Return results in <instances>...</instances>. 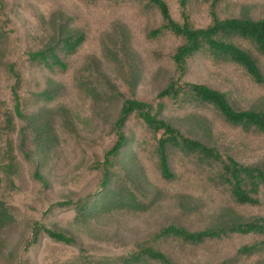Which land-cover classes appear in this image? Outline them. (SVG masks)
Masks as SVG:
<instances>
[{
	"label": "trees",
	"instance_id": "obj_1",
	"mask_svg": "<svg viewBox=\"0 0 264 264\" xmlns=\"http://www.w3.org/2000/svg\"><path fill=\"white\" fill-rule=\"evenodd\" d=\"M22 1L0 0V231L19 221L26 228L8 262L264 264V162H245L230 144L208 141L217 129L200 119L191 118L192 131L162 117L161 102L154 109L136 95L142 71L133 59L122 66L127 94L106 79L107 65L125 53L131 58L126 24L118 27V53L107 38L98 55L73 72L70 65L87 41L97 42L96 31L114 11L136 7L150 24L146 38L170 34L180 41L169 55L173 75L157 98L208 106L232 130L264 136V111L237 109L225 91L186 80L192 62L206 55L237 67L244 91L263 85L264 15L222 17L216 7L224 0H212L207 22L193 26L191 0H85L81 17L89 4L97 12L91 32L61 0H41L33 5L40 11L31 19L36 30L24 44L7 28ZM15 36L14 47H2ZM39 76L42 83L34 82ZM111 101L119 103L116 115L92 137L77 107L108 108ZM142 217L151 226L140 237L131 234L132 221ZM49 250L67 254L50 261Z\"/></svg>",
	"mask_w": 264,
	"mask_h": 264
},
{
	"label": "rangeland",
	"instance_id": "obj_2",
	"mask_svg": "<svg viewBox=\"0 0 264 264\" xmlns=\"http://www.w3.org/2000/svg\"><path fill=\"white\" fill-rule=\"evenodd\" d=\"M16 0H13V4ZM22 1L20 5H13L12 13L7 17V28H12L17 31L18 36L22 35V42H30L28 32H34L36 30L33 18V10H38L33 6L36 2L41 0H26ZM66 11L72 15L80 24L85 22L88 23V28L90 31H94V26H98L96 20V10L92 9L89 4L88 9L84 10V17H81V7L80 3L84 4L85 0H61ZM212 0H191L190 5H188L187 14L189 21L195 25H201L206 23V9L207 5ZM50 5H55L53 0H48ZM210 5V4H209ZM207 6V7H206ZM218 14L222 17L227 16H245V17H258L264 15V0H224L221 4L216 7ZM136 7H129L128 10H118L114 11L112 17L106 21V24L99 26L100 29L96 31V40L87 41L85 48H81L78 54L72 58L71 68L72 72L75 71L81 62L87 60L92 55H98L101 51L102 43L111 41L116 45L117 48H113L114 52L120 50V45L117 40V31L120 25L126 24L130 28L131 39L128 44V50L131 52V58L127 53L122 54L119 58L121 60L118 64L120 65L110 66L107 65L105 69L106 79L111 80L118 89H121L124 94L128 93L127 83L125 80V69L123 65H127L131 62V59L140 66L142 75L139 78L135 86V93L142 100L147 103L152 104L154 109H157L158 104L161 102L163 104L161 115L165 119L169 120L173 124L179 125L182 130L190 129L192 130L191 124L193 121L191 118H197L203 122L208 127H213L217 129L215 134H212L208 141L218 142L222 145L230 144L237 153L238 157L245 160V162H251V164H260L264 162V136L256 133L246 137V134H240L224 123V121L219 117V114L212 110L208 106L203 105H189L186 103L172 102L171 97L157 98L160 90L164 88L166 81L169 79L173 73V65L169 59V55L174 50V48L180 43V41L173 35L165 34L160 38L155 40H150L147 37L146 31L150 28L149 23H144L148 20L144 17V13L138 14L135 11ZM208 10V9H207ZM39 11V10H38ZM40 12V11H39ZM151 13V12H150ZM152 14V13H151ZM154 15V14H153ZM156 17V15H154ZM80 17L82 19H80ZM179 17L176 18V20ZM96 20V24H95ZM154 20V17H153ZM108 29V33L103 37L104 42L100 39L99 35L102 34L103 28ZM18 36L14 39H4L1 43L2 47L6 49L14 47L15 41ZM31 37V36H30ZM108 38L107 41H105ZM236 42H241V40H236ZM203 61H194L188 77L186 80L191 82H201L209 87H214L225 91L227 93V99L229 102L239 108H257V110L264 111V84L257 85L253 88L248 87L247 90H243L244 77L240 73V70L233 66V64H228L225 61L214 63L211 59L207 58L206 55L203 56ZM26 64V63H25ZM264 66V62H260ZM205 65V67L203 66ZM199 67V68H198ZM79 71V70H78ZM60 76H57L58 79ZM44 77H37L34 82L42 83ZM112 104L106 106L92 105L86 103L84 105H79L77 108L81 112V117L84 120L85 131L92 137H96L99 134L103 135L109 125L107 122L112 120L117 113L119 103L110 102ZM107 119V121H106ZM191 123V124H190ZM192 131H195L193 128ZM197 131V130H196ZM247 138V139H246ZM246 139V140H245ZM249 139V140H248ZM244 142L249 144V147L245 146ZM103 142H99L97 146L101 148L104 145ZM100 154V153H99ZM88 173H81L78 178V182H82L86 178ZM20 185L22 188L27 186V179L20 178ZM169 206L172 205L171 201H168ZM23 223L21 221L11 225L8 228L2 229L0 231V264H10L8 262L9 251L20 244L22 236L25 234V227L23 228ZM151 224L146 217L135 218L132 221L131 227L134 232L139 235H143L147 232ZM66 251L60 250H49L46 252V257L50 261L58 258H62L66 255Z\"/></svg>",
	"mask_w": 264,
	"mask_h": 264
}]
</instances>
